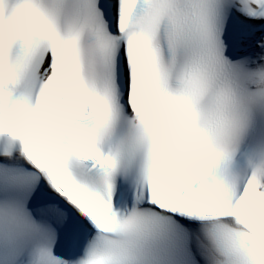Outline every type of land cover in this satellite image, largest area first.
<instances>
[{
  "label": "snow or ice",
  "instance_id": "1",
  "mask_svg": "<svg viewBox=\"0 0 264 264\" xmlns=\"http://www.w3.org/2000/svg\"><path fill=\"white\" fill-rule=\"evenodd\" d=\"M0 264H264V0H0Z\"/></svg>",
  "mask_w": 264,
  "mask_h": 264
}]
</instances>
